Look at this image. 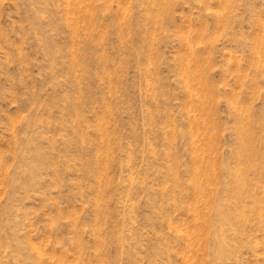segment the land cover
I'll return each mask as SVG.
<instances>
[{
    "label": "rangeland",
    "instance_id": "obj_1",
    "mask_svg": "<svg viewBox=\"0 0 264 264\" xmlns=\"http://www.w3.org/2000/svg\"><path fill=\"white\" fill-rule=\"evenodd\" d=\"M0 264H264V0H0Z\"/></svg>",
    "mask_w": 264,
    "mask_h": 264
}]
</instances>
